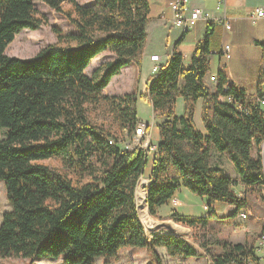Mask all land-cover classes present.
<instances>
[{
    "label": "trees",
    "instance_id": "1",
    "mask_svg": "<svg viewBox=\"0 0 264 264\" xmlns=\"http://www.w3.org/2000/svg\"><path fill=\"white\" fill-rule=\"evenodd\" d=\"M38 2L60 13L72 30L53 26L56 42L31 58L7 55L17 34L48 24ZM150 12L149 0H0V181L11 206L0 224V258L112 264L125 248L145 249L156 264H164L158 248L170 257L203 256L172 233L147 234L136 192L149 156L146 202L154 218L180 186L206 197L209 213L174 212L172 219L200 231L216 216L215 203L235 207L234 216L248 206L238 185L246 194L264 191V93L247 94L221 71L216 82L208 81L211 29L189 61L174 51L144 92L104 93L114 76L141 57ZM105 51L114 57L88 76L91 62ZM180 96L184 114L177 116ZM138 99L163 119L152 154L141 145L122 148L123 132L133 135L140 123ZM199 100L207 135L194 121ZM98 111L110 117L114 130L92 119ZM213 150L228 156L237 178L213 166ZM52 159L57 166L45 163ZM200 247L214 264L237 260L247 249L225 243L222 253L210 255L204 236Z\"/></svg>",
    "mask_w": 264,
    "mask_h": 264
},
{
    "label": "crops",
    "instance_id": "2",
    "mask_svg": "<svg viewBox=\"0 0 264 264\" xmlns=\"http://www.w3.org/2000/svg\"><path fill=\"white\" fill-rule=\"evenodd\" d=\"M169 1L171 0H149L151 12L146 26L147 42L141 57L135 61L137 68H139V77L136 81L140 91L143 92L152 76L151 71H149V68L152 69L155 64L151 60L152 55H158L161 63L165 64L173 52L177 51L185 61H189L197 42L205 36L208 29H211V73L208 76V81L213 84L209 80L210 76L217 75L221 71L228 76L230 84L243 88L247 94L257 96L260 92L264 93V85H260L259 83V70L262 59L261 45L264 43V17L253 15L256 9L264 10V0H225V6L221 8H218L217 0H188L187 7L189 10L199 8L210 13L213 18L211 20H200L190 29L179 28L173 25L172 11L168 6ZM224 18H228L231 21L232 28L229 31L225 29L221 20ZM178 41L180 42L176 45ZM225 44L231 45L232 57L230 59H226L222 54ZM145 67H148L149 71V74L146 76L143 72ZM135 71L134 67L130 65L125 66L121 74L112 78L104 93L110 96L127 94L128 92L123 91L124 81H129ZM140 101L138 99L137 106ZM202 103L203 100L197 102L194 121L200 132L203 135H207V130L201 118ZM175 112L177 116L184 114V99L181 96L177 98ZM152 113L153 117L142 118L139 116L138 111V118L140 122L143 121V123L146 122L153 125L148 134L151 135V142L157 145L160 141L158 125L163 119L155 115L153 110ZM212 164L214 167L222 169L227 175L233 178L238 177L233 163L226 154L213 150ZM150 172L147 175L148 177L150 176ZM238 188H242V185H238L236 189L238 190ZM190 194L188 189L180 186L173 197L176 201L170 199L157 209L158 218L175 221L172 219L174 212L192 216L207 215L209 213L208 199L207 201H205V198L201 199L203 202V212H199L195 205L190 204L196 200L194 199L196 197H192ZM217 204V207L214 208L216 216L211 220V225L219 223L217 220L231 215L235 210L233 206ZM242 211L245 210L239 211V216ZM222 223L225 226L229 225L225 222ZM238 225L237 223L236 226ZM218 241L219 247H217L215 255L223 252L225 243L245 245L243 242L239 241L235 243L225 238H220ZM253 246H257V241ZM205 256L204 258L207 257Z\"/></svg>",
    "mask_w": 264,
    "mask_h": 264
},
{
    "label": "rangeland",
    "instance_id": "3",
    "mask_svg": "<svg viewBox=\"0 0 264 264\" xmlns=\"http://www.w3.org/2000/svg\"><path fill=\"white\" fill-rule=\"evenodd\" d=\"M78 1L82 4H88L92 0H78ZM36 6L42 11V13H44L47 16L48 24L42 25L37 30L25 29L21 33L17 34L14 41L10 43L6 49L7 55L12 57H19L23 59L31 58L35 56L42 48H44L48 44L56 42V36L52 30L53 26H57L63 29L64 31L72 30V27L69 24V22L60 13L40 2H38ZM67 7L68 5L65 4L64 8ZM113 57H114L113 54H111L109 51H105L104 53L97 56V58L93 60L94 62L92 61L91 65L86 70L87 75L91 76L92 72L100 64H102L105 61L111 60ZM130 66L134 67L136 71L133 72L132 75L133 77L131 76L132 78L129 81H124L123 91L128 93H131L133 91L137 92L138 94L142 93V91H140V89L138 88V83L136 81V79H138L139 77V72H138L139 68H137L135 61L131 63ZM149 71H151L152 74L151 78H153L154 75L153 67L152 69L149 68ZM149 71H148V67L144 68L143 72L145 76L149 74ZM145 89L143 90V92L145 91ZM137 108L140 117L142 118L153 117L151 105L149 103L144 102V100H141L139 102ZM92 119L100 124H105L108 127L112 126L111 124L112 120L110 119V117L108 115L100 113V111L96 112L93 115ZM146 125H148L147 129L148 132L150 133V129L152 128L153 125L149 123H146ZM123 135L125 137L128 136L127 131H124ZM140 145L142 146V144ZM150 157L151 156H149V162L145 167L144 174L141 176L138 183L139 186L140 182L142 180H145V182L141 185V188L145 193H146V186L148 184L147 179L149 178L147 175L151 170ZM45 163H48L53 166H57V161L55 159L45 161ZM138 189L139 188H137V192ZM237 191L239 192L240 197H245L246 195L248 197V206L244 209L248 213V218L242 219L238 214L235 216L228 215L220 220H217L219 223H215L212 225L209 224V228L204 231H200L199 229L194 230L190 227L181 225L172 220L154 218L149 214L153 218V220L156 221V225L151 226L148 224L144 214L145 212L144 204L148 210V205L146 200L144 201V204L142 203L139 204L137 199L136 201H137L140 219L146 229L147 234L150 237L153 236L154 234L172 233L176 236H179L187 240L188 244H190L194 250H196L199 254L201 253L203 254V256H196V257L195 256L170 257L167 254L165 248H160L158 251L160 255L163 257L164 264H214L209 257L205 256L206 254L204 255L205 252L200 247L201 239L203 236L208 244V247L210 248V255H215V253L217 252V247H219L218 240H220V238H225L235 243L239 241L243 242L246 247H252L253 245H255L258 239V235L264 225V191H262L260 195L250 194V193L246 194L243 188L240 189L238 188ZM190 195H192V197H196L194 198L196 200L192 201L190 204L195 205V207L197 208V210H199V212H203V202L201 199L205 198V201H207V198L195 195L193 193H191ZM217 205L218 204L215 203V208L217 207ZM10 209L11 206L8 202L4 185L0 181V224L2 222L4 213L6 211H9ZM222 222H225L229 225L225 226L223 225ZM237 223L239 224L238 226H236ZM204 256L207 259L204 258ZM0 264H62V262L61 260H55V259H45V260L41 259L31 262L28 259H23V258H0ZM97 264H102V260L101 259L97 260ZM112 264H156V263L147 254L145 249L125 248L120 252L119 256L116 259L112 260Z\"/></svg>",
    "mask_w": 264,
    "mask_h": 264
},
{
    "label": "built area",
    "instance_id": "4",
    "mask_svg": "<svg viewBox=\"0 0 264 264\" xmlns=\"http://www.w3.org/2000/svg\"><path fill=\"white\" fill-rule=\"evenodd\" d=\"M218 8L225 6V0H217ZM188 0H171L168 3L170 10L172 11L173 25L179 28H192L200 20H211L213 19L210 13L203 11L199 8H194L189 10L187 7ZM257 17H264L263 9H256L253 14ZM226 30H231V21L228 18L221 19ZM223 55L225 58L230 59L232 56V49L230 44H225L222 49ZM152 60L157 61L153 66V73H157L160 69V58L158 55L151 56ZM212 82H216L217 79H212ZM226 101L232 103L233 105L237 104V107L243 110L242 105L234 102L231 97L225 98ZM126 139L122 142V148L124 150H133L138 145L142 144V149L146 154L152 153L155 151L156 146L152 145L150 142V136L147 132V125L145 123H139L134 134L132 136H126ZM175 201V200H174ZM245 219V218H244ZM263 236V253H256L253 249H246L245 252H239L238 259L232 260L228 264H258V255H264V230L262 231Z\"/></svg>",
    "mask_w": 264,
    "mask_h": 264
},
{
    "label": "bare ground",
    "instance_id": "5",
    "mask_svg": "<svg viewBox=\"0 0 264 264\" xmlns=\"http://www.w3.org/2000/svg\"><path fill=\"white\" fill-rule=\"evenodd\" d=\"M193 28V27H192ZM187 29H190V28H187ZM232 53V52H231ZM222 54H223V52H222ZM153 56V55H152ZM225 57V56H224ZM232 57V56H231ZM160 58V57H159ZM227 59V58H226ZM151 60H152V57H151ZM155 64H156V62L157 61H155V60H152ZM160 65H162V63H161V59H160ZM154 64V65H155ZM211 77H212V79H217L216 78V75H211L210 76V78H209V80L211 81ZM212 82V81H211ZM212 83H214V82H212ZM262 104L264 105V101H262ZM140 123H143V122H140ZM146 124V123H145ZM147 128H148V125H147ZM147 132H148V129H147ZM150 136V135H149ZM150 142H151V137H150ZM152 145H154L153 143H151ZM154 146H156V145H154ZM145 182V180H142L141 182H140V185L138 186V192H137V199H138V203L140 204V203H142V204H144V201L146 200V193L142 190V188H141V185L143 184ZM175 200V199H174ZM176 201V200H175ZM144 207H145V212H144V214H145V217H146V219H147V222H148V224L149 225H156V221L155 220H153V218L149 215V213H148V210H147V207L145 206V204H144ZM241 217H242V219H247V214L246 213H242L241 214ZM264 230V227L262 228V231ZM262 231L260 232V234H259V236H258V239H257V246H256V253H263V236H262ZM254 248V246H252V247H247V249H253ZM259 256V260H260V264H264V255H258Z\"/></svg>",
    "mask_w": 264,
    "mask_h": 264
},
{
    "label": "water",
    "instance_id": "6",
    "mask_svg": "<svg viewBox=\"0 0 264 264\" xmlns=\"http://www.w3.org/2000/svg\"><path fill=\"white\" fill-rule=\"evenodd\" d=\"M149 180H150V179L148 178V179H147V182H149ZM137 188H138V186H137ZM136 200H137V192H136Z\"/></svg>",
    "mask_w": 264,
    "mask_h": 264
}]
</instances>
